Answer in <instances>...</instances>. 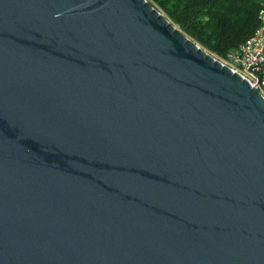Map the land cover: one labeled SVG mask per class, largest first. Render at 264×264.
I'll return each mask as SVG.
<instances>
[{
    "label": "water",
    "instance_id": "water-1",
    "mask_svg": "<svg viewBox=\"0 0 264 264\" xmlns=\"http://www.w3.org/2000/svg\"><path fill=\"white\" fill-rule=\"evenodd\" d=\"M0 264H264V97L149 0H0Z\"/></svg>",
    "mask_w": 264,
    "mask_h": 264
},
{
    "label": "trees",
    "instance_id": "trees-1",
    "mask_svg": "<svg viewBox=\"0 0 264 264\" xmlns=\"http://www.w3.org/2000/svg\"><path fill=\"white\" fill-rule=\"evenodd\" d=\"M187 36L223 57L259 24L264 0H149Z\"/></svg>",
    "mask_w": 264,
    "mask_h": 264
},
{
    "label": "built area",
    "instance_id": "built-area-1",
    "mask_svg": "<svg viewBox=\"0 0 264 264\" xmlns=\"http://www.w3.org/2000/svg\"><path fill=\"white\" fill-rule=\"evenodd\" d=\"M218 59L255 86L264 97V10L259 14V24L253 33Z\"/></svg>",
    "mask_w": 264,
    "mask_h": 264
},
{
    "label": "rangeland",
    "instance_id": "rangeland-1",
    "mask_svg": "<svg viewBox=\"0 0 264 264\" xmlns=\"http://www.w3.org/2000/svg\"><path fill=\"white\" fill-rule=\"evenodd\" d=\"M151 2V1H150ZM152 3V2H151ZM153 4V3H152ZM153 6H155L154 4H153ZM156 7V6H155ZM157 8V7H156ZM162 12V11H161ZM214 55V54H213ZM217 59L218 58H222V57H219V56H216V55H214Z\"/></svg>",
    "mask_w": 264,
    "mask_h": 264
}]
</instances>
